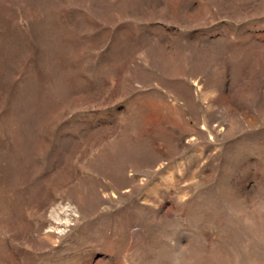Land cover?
Wrapping results in <instances>:
<instances>
[{
    "label": "rangeland",
    "instance_id": "rangeland-1",
    "mask_svg": "<svg viewBox=\"0 0 264 264\" xmlns=\"http://www.w3.org/2000/svg\"><path fill=\"white\" fill-rule=\"evenodd\" d=\"M0 264H264V0H0Z\"/></svg>",
    "mask_w": 264,
    "mask_h": 264
}]
</instances>
